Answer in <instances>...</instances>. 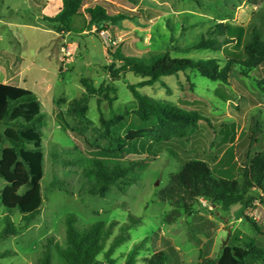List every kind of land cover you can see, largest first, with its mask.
I'll list each match as a JSON object with an SVG mask.
<instances>
[{
  "label": "rangeland",
  "instance_id": "rangeland-1",
  "mask_svg": "<svg viewBox=\"0 0 264 264\" xmlns=\"http://www.w3.org/2000/svg\"><path fill=\"white\" fill-rule=\"evenodd\" d=\"M115 2H121L131 10H124L116 4L108 10L109 13H135L130 15L132 20L122 21L118 26H109L106 30V42H103V39L99 40L94 35L83 34L86 25L79 17L73 19L71 33L67 37L42 21L39 9L32 1L0 0V19L18 24L17 28L0 26V45L13 49L15 45L8 44L7 39L11 35L16 37V48L23 58L24 82L20 83V87L37 97L46 120L43 129L45 166L40 182L42 208L35 221L20 235L0 240V254L9 253L5 257L0 256V264H40L47 238L53 240L52 245L64 244L63 220L67 214L75 215L77 229L99 221L106 224L116 222L113 237L118 235L120 226L130 224L129 215L138 219L126 233L125 242L113 253L112 258L117 264L122 263L123 256L136 242L147 236H150L147 245L150 251H169V264H194L200 261L199 255L215 259L224 246L235 240L255 238L264 244V236L255 235L245 219H236L238 206L230 212L215 215L212 206L204 200H199L195 216L167 223L166 215L171 207L160 199L170 177L189 162L195 163L198 169L206 164L212 178L226 180L234 186L238 182L239 173L246 163L249 151L251 159L247 161V166L254 175L264 177L263 66L259 69L242 70L234 65L226 83L211 81L196 71L187 70L162 78L152 87H137V91L152 99L200 113L204 120L200 122L199 130L189 141L170 143L177 149L171 152L161 151L125 193H120L115 188L106 198L81 193V171L86 161L93 157V150L76 134L62 127L56 118L55 101L64 99L65 104H61V110L65 111L69 101L86 98L87 117L94 125H98L96 99L102 97L96 94L89 96L86 93L80 81L89 80L95 88L103 84L116 89V93L112 94L117 98L113 103L114 110L132 109L134 98L127 86H136L141 79L127 73L123 78L111 83L104 69L112 63V58L106 52L108 48L122 44L124 55L148 58L166 52L172 38L176 40L178 48L191 45L215 23L229 24L232 28L242 27L244 34L241 42H233L219 52H170L173 58L216 59L219 66L223 67L227 59L244 57L243 46L251 38L254 29L264 41V0L258 8V14H255L249 3L251 0H243L240 5L236 0ZM36 15L40 17L39 20ZM20 25H32L35 28ZM93 30L95 32V28ZM71 43L79 45L78 49ZM62 49L70 51L67 62H64L65 54ZM116 66L119 64L116 63ZM100 109L108 116L109 107L106 102L100 105ZM65 118L69 124L73 123L69 117ZM140 127L142 125L137 118L129 114L124 122L114 129V133L122 136L128 130ZM257 129L261 133H256L254 144L251 146L250 134L257 132ZM85 135L91 141L102 143L93 130H87ZM142 143H138V146L153 148L147 142ZM51 152L57 154L55 162L50 157ZM73 160L77 161L74 165L71 164ZM57 182L63 184L67 193L53 188ZM244 214L264 228V207L259 203L244 211ZM20 216L18 212L12 215L15 224L21 223ZM99 259L100 264H107L102 256H99ZM50 264H59L53 250L50 254Z\"/></svg>",
  "mask_w": 264,
  "mask_h": 264
},
{
  "label": "trees",
  "instance_id": "trees-1",
  "mask_svg": "<svg viewBox=\"0 0 264 264\" xmlns=\"http://www.w3.org/2000/svg\"><path fill=\"white\" fill-rule=\"evenodd\" d=\"M236 1L239 5L243 2ZM61 2L59 12L52 17L44 16L42 21L57 33L69 34L73 19L82 16L87 20L86 31L90 32L95 28L94 36L99 40L100 31H106L109 26H118L122 21L132 20L130 15L135 13L124 11L110 14L108 7L101 1L86 7L85 0ZM261 2L262 0L249 2L255 14L259 13ZM243 34L242 27L232 28L229 24L219 22L208 27L191 45L178 48L176 40L172 38L166 52L148 58L124 55L122 44L108 48L106 52L112 58V63L104 69L111 83L123 78L127 73L141 79L136 86H127L134 98L132 109L114 110L113 103L117 98L112 94L116 93V89L103 84L95 88L89 80H81L80 83L89 96L96 94L102 97L96 99L98 125H94L87 117L86 98L69 101L65 111L61 110V104H65V100L60 98L55 101L56 118L62 127L76 134L93 150V157L86 161L81 171V193L100 198H106L113 188L125 193L129 186L137 182L153 158L163 150L171 152L176 148L170 143L189 141L199 130L200 122L204 120L200 113L152 99L141 94L136 88L152 87L162 78L187 70L196 71L211 81L226 83L234 65L242 70L264 67V41L259 38L255 29L243 46L244 57L227 59L223 67L219 66L216 59L195 60L187 57L173 58L170 55L172 51L182 54L199 50L219 52L233 42L240 43ZM116 63L119 66H116ZM103 102L109 107L108 116L101 112L100 105ZM129 114H133L142 127L117 136L114 129L120 126ZM65 117H69L73 123L69 124ZM45 126V114L42 113L40 103L33 93L21 87L0 83V240L20 235L35 221L41 211L43 197L40 182L45 166ZM87 130H93L102 143L89 140L85 135ZM256 133L261 131L257 129V132H251V146L254 144ZM142 142H147L153 148L139 147L138 143ZM131 156L139 158H128ZM50 157L53 162L57 160V154L54 152L50 153ZM250 159L248 151L246 163L243 164L238 182L234 186L226 180L212 178L206 164L201 169H198L195 163L184 164L170 177L167 187L160 195V199L171 207L165 222L173 223L180 218H192L197 214V202L204 200L215 209V215L230 212L238 206L236 219H245L255 235L264 236V228L244 214L247 209L254 208L256 203L264 207V177L253 174L247 166ZM75 162L77 161L73 160L71 164L74 165ZM53 188L67 193L62 183L57 182ZM15 212L21 215L20 224H15L12 220ZM128 220L130 224L120 226L118 235L113 237L116 222L106 224L99 221L77 229L75 215L67 214L63 220L64 244L52 245L53 240L47 238L40 264H50L51 250L56 254L59 264H100L99 256H102L107 264H117L112 258L114 251L125 242L126 233L132 225L139 221L131 215ZM149 241L150 236H147L136 242L123 256L121 264H169V251L152 252L147 246ZM6 255L9 253L0 254L1 257ZM199 257L200 261L194 264H264V244L255 238L235 240L224 246L215 259L203 258L200 255Z\"/></svg>",
  "mask_w": 264,
  "mask_h": 264
},
{
  "label": "crops",
  "instance_id": "crops-1",
  "mask_svg": "<svg viewBox=\"0 0 264 264\" xmlns=\"http://www.w3.org/2000/svg\"><path fill=\"white\" fill-rule=\"evenodd\" d=\"M32 1V4L37 7L39 9V14L41 16V19L45 16V17H52L54 15H56L59 10L61 9L62 6V2L61 0H30ZM103 2L108 9L107 10H111L113 5H116L118 7H122V9L124 10H131L129 8L126 7V5H124L123 3H116V0H85V7L88 5H92L95 4L97 2ZM114 7V6H113ZM109 12V11H108ZM117 13V12H116ZM37 14V13H36ZM111 14V13H110ZM38 15H36L37 17ZM36 17L34 18L36 21ZM77 18V17H76ZM79 18L83 19V21L85 22V25L87 23V20L85 17L80 16ZM40 17H37V20H39ZM0 26L3 27H7V28H17L18 24H15L13 22H7L5 20L0 19ZM23 26V25H20ZM23 27L26 28H35V26L32 25H24ZM0 28V29H2ZM94 28H92V30L90 32L84 30L83 34L85 33H89L90 35H94L93 30ZM65 36H69V34H65ZM2 37L0 34V43H1ZM8 44L11 45H15V47L13 49H7L6 47H1L0 45V83L1 84H7V85H11V86H16V87H20V83L24 82L23 79V58L20 55L18 49L16 48V46L18 45L17 41H16V37H14V35L11 37H9L8 39ZM73 45H76L75 43H71ZM77 49H78V45ZM76 49V50H77Z\"/></svg>",
  "mask_w": 264,
  "mask_h": 264
},
{
  "label": "built area",
  "instance_id": "built-area-1",
  "mask_svg": "<svg viewBox=\"0 0 264 264\" xmlns=\"http://www.w3.org/2000/svg\"><path fill=\"white\" fill-rule=\"evenodd\" d=\"M99 37L101 38V40L103 41V42H106L105 41V39L107 38V33H106V31H100L99 32ZM113 44V43H112ZM62 52L65 54V58H64V62H67L69 59V56H70V51L68 50V49H66V51H64L63 49H62Z\"/></svg>",
  "mask_w": 264,
  "mask_h": 264
}]
</instances>
